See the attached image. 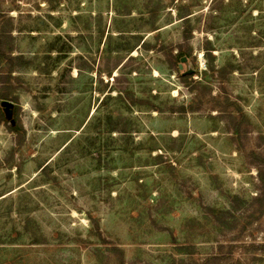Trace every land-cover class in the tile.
Listing matches in <instances>:
<instances>
[{
  "label": "rangeland",
  "instance_id": "1",
  "mask_svg": "<svg viewBox=\"0 0 264 264\" xmlns=\"http://www.w3.org/2000/svg\"><path fill=\"white\" fill-rule=\"evenodd\" d=\"M0 50V264H264V0H0Z\"/></svg>",
  "mask_w": 264,
  "mask_h": 264
},
{
  "label": "trees",
  "instance_id": "2",
  "mask_svg": "<svg viewBox=\"0 0 264 264\" xmlns=\"http://www.w3.org/2000/svg\"><path fill=\"white\" fill-rule=\"evenodd\" d=\"M4 53L2 52V50H0V57L3 55ZM189 75H192V72H187V71H185L184 73H183V78H186L187 76H189ZM6 100H9L8 99V97H6ZM6 100H4V101H6ZM10 102V101H9ZM10 125H12L13 124V122H11V121H7ZM13 126V125H12ZM12 130H14L13 128H12ZM262 177V176H261ZM216 208H210V211L212 212V213H214V210H215ZM221 211V210H220Z\"/></svg>",
  "mask_w": 264,
  "mask_h": 264
},
{
  "label": "water",
  "instance_id": "3",
  "mask_svg": "<svg viewBox=\"0 0 264 264\" xmlns=\"http://www.w3.org/2000/svg\"><path fill=\"white\" fill-rule=\"evenodd\" d=\"M184 59H186L185 57H183V60ZM187 72H191V70H187ZM6 106H8L7 104H6V102L4 103Z\"/></svg>",
  "mask_w": 264,
  "mask_h": 264
}]
</instances>
